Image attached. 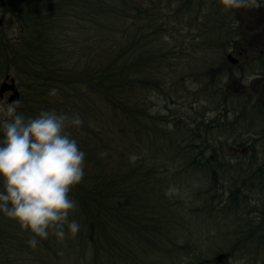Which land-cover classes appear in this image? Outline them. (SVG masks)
<instances>
[{
  "label": "trees",
  "instance_id": "1",
  "mask_svg": "<svg viewBox=\"0 0 264 264\" xmlns=\"http://www.w3.org/2000/svg\"><path fill=\"white\" fill-rule=\"evenodd\" d=\"M153 1L0 0V78L10 75L21 89L18 113L26 119L41 111L79 114L83 127L66 131L86 154L84 180L70 193L78 209L69 219L79 223V233L64 241L50 234L33 249L27 243L29 233L0 213V264H42L44 250L78 255L84 264H145L141 257L157 254L167 259L173 253L187 255L190 251L189 244H177L169 233L173 227H183V219L172 215L164 193L166 163H179L178 174L201 172L209 182L217 183L213 162L205 156L210 142L203 135L216 130L218 124L205 123L199 128L187 124L167 130L165 117L152 115L147 102L142 108L140 93L156 84L151 74L163 60L152 39L160 8ZM193 3L182 0L180 10L189 12ZM211 3L218 5L219 0ZM12 27L15 33L9 35ZM224 29L229 37L228 26ZM51 89H57L58 95L50 96ZM239 113L245 116L243 111ZM116 120L131 129L129 138L127 131L112 130ZM140 134H144L145 144L141 150H148L151 156L130 163L129 157H137L141 148L136 144ZM3 138L0 128V143ZM124 141L127 147L122 145ZM112 143H119L123 150L117 153L118 159L110 161L113 157H102L101 152L108 153ZM160 157L163 161L158 162ZM216 162L223 167V181L231 182L226 187L227 200L216 198L210 184L205 193L211 195L195 210L201 220L215 225L218 234L222 226L212 222L213 214L226 221V233L220 238L229 240L225 247L207 252L215 257L201 258L196 252L188 264H228L240 257L250 264L264 250V205L254 218L238 210L247 206L245 201L253 195L255 185L264 192V162L256 167L253 159L235 165ZM2 187L0 181V190ZM218 254L225 256L220 263L215 261Z\"/></svg>",
  "mask_w": 264,
  "mask_h": 264
},
{
  "label": "rangeland",
  "instance_id": "2",
  "mask_svg": "<svg viewBox=\"0 0 264 264\" xmlns=\"http://www.w3.org/2000/svg\"><path fill=\"white\" fill-rule=\"evenodd\" d=\"M211 1L193 0L194 6L187 13L180 10L182 0L153 1L157 2L155 7L160 8L156 10L159 16L156 17L157 21H155V24L157 25L152 39L155 40L154 45L161 49L159 53L163 60L154 67V72L151 74V78L156 79V81L154 80L156 84L152 85L151 90L149 89L150 91L140 93L144 102L142 108L146 106L147 102L150 112L154 113L152 115L165 117L168 123L164 128L167 130L181 129L187 124H191V126L198 124L199 128L201 124L205 123L207 125L217 123L218 128L221 129L216 128V130L207 134L202 131L205 134L203 135L204 140L210 142L211 147L207 148L205 156L213 162L211 169L216 172L214 181L217 180V183L209 182V177L206 178L201 172L178 174L179 163H166L165 175H168V177L164 180L166 182H164V185H166L164 193L170 185L177 187L182 193L180 196L168 197L172 206V215L176 216L177 219H183L181 221L183 227L176 226L175 229L173 227V231L169 233L176 237L177 244H189L188 246L191 247L190 251L187 255L173 253L167 256V259H161L157 254L141 257L145 264L148 262L153 264H170V262L178 264L180 261V264H188L194 260L193 255L196 252L200 253L201 258L215 257L212 253L209 254L207 252L212 251L210 249L225 247L229 237L222 240L220 237L221 234L226 233V221L221 222L213 214L212 222L222 226L218 234L214 231L215 225H209L204 220H201L203 217L196 215L195 209L202 208L204 199L211 195V193H205L210 184L212 185L211 192L215 191L217 193L216 198L219 197L221 201L227 200L226 187L230 186L231 182L230 179L223 181L225 178L223 177L225 175L221 172L223 167L217 165L216 161L221 164L235 165L238 162L246 164L253 159L255 164L252 165L255 167L257 164L264 162V122H255L253 118L254 112H251L252 109L249 107L250 103L241 102L242 99L236 95L232 81L229 79L228 81L226 77L221 75L216 76L219 71L211 72L218 65L224 63L226 58L225 54L228 46H226L225 38L228 37H225V25L234 26V28H231L232 31L237 27L241 28L236 31V33L243 34L241 37H234L233 32L229 35L227 33V35L233 36L234 40L237 41L236 43H240L242 46V43H247V39L252 36L250 31H246V28L250 26L247 22L248 15L246 12L248 10H244V12L243 10H233L226 13L222 10L220 3L214 5ZM262 2L264 0H260V3ZM262 7H264V4ZM179 10L181 14H179ZM212 14L217 16L215 17ZM2 18L0 15V24ZM14 33V27L8 30L9 35ZM257 39L258 41H255L256 47L249 49L248 55H252V57L261 56L259 61L264 62V36ZM235 46L239 47L240 45ZM246 69L243 71L244 80L240 81L245 86L259 72V69L254 67L251 70ZM3 77L4 74L0 78V82L4 80ZM8 77L13 78L10 75ZM13 82L16 85L15 79ZM221 88L226 89L227 97L225 101L219 95ZM18 90L20 93L21 89L18 88ZM7 96L8 93H5L0 99V107L6 104ZM226 106H228L227 109ZM240 111H243L244 117L239 116ZM17 112H19V109H17ZM147 117H149V112L144 117L145 123H147ZM5 118L3 111H0V120L2 121ZM118 123L119 121L114 124L115 127L112 130L119 131L121 129L122 131H127L126 135L129 138L130 135L128 133L131 129ZM91 127L94 126L91 125ZM222 128L227 129L224 130ZM80 135H84V133L80 132ZM85 135L89 136L88 134ZM139 141L141 144H139ZM250 141H252L254 147L243 149L244 144ZM134 142L136 143V141ZM238 143L240 144L239 146H237ZM127 144L125 141L122 143L126 147L128 146ZM136 144L141 145V148L138 149L137 159L146 157L145 161H147L151 156L149 151L141 150L145 148L144 134H140ZM161 146L164 147L162 142ZM109 148H111L110 151L108 153L107 151L101 152V156L109 155L113 157L110 161L118 159L117 153L119 150H123L119 143H112ZM213 148L214 151L211 150ZM124 154L126 156L130 155L127 152H124ZM160 161H163L161 157L158 162ZM244 164H242L243 167ZM223 166L225 167V165ZM230 171L235 170L230 169ZM255 187V191L250 193L253 195L249 194V200L246 199L245 201L247 206L241 208L242 211L241 209L238 210L243 214L247 213V217L253 215L251 218H254L258 213V209H261L260 207L264 205V192H259L261 190L260 186L255 185ZM192 244L197 248L193 247ZM56 253L50 254L45 250L40 253L42 264H84L78 255H68L63 252ZM258 258H252L250 264L262 262L264 260V250L259 253ZM237 261H243V258L230 259L227 262H229L228 264H237ZM243 264H245L244 261Z\"/></svg>",
  "mask_w": 264,
  "mask_h": 264
},
{
  "label": "clouds",
  "instance_id": "3",
  "mask_svg": "<svg viewBox=\"0 0 264 264\" xmlns=\"http://www.w3.org/2000/svg\"><path fill=\"white\" fill-rule=\"evenodd\" d=\"M219 3L226 13L261 7L260 0ZM49 95L57 96L58 90L51 89ZM19 103L0 107L6 117L0 121L4 136L0 143V213L29 233L27 243L35 249L50 234L64 241L80 231L79 223L69 219L78 209L70 193L84 180L86 154L66 129L82 128L84 121L79 114L55 111H41L26 119L17 112ZM136 159L135 155L129 157L130 163ZM165 195L173 198L182 193L170 185Z\"/></svg>",
  "mask_w": 264,
  "mask_h": 264
},
{
  "label": "flooded vegetation",
  "instance_id": "4",
  "mask_svg": "<svg viewBox=\"0 0 264 264\" xmlns=\"http://www.w3.org/2000/svg\"><path fill=\"white\" fill-rule=\"evenodd\" d=\"M264 2L261 3V7L256 9H250L246 13L248 15L247 22L250 24L248 28H246V31H250L251 35L250 38L247 39V43H242L243 46L240 43H236L237 41L234 40V37H241L243 34L236 33V31H239L240 29L237 27L234 31H232L231 28H234V26H228V35L233 32V36H229L226 39V46H228V50H226V55L232 56L234 58L235 63L230 64L227 63L224 60V63L221 65H218L217 68L214 70H211L212 73L219 71L216 73V76H224L232 81L235 90H236V95H238L243 101V102H248L250 103V108L254 109V116L253 118L255 119V122H264V109L260 106V101L263 99V96L261 94L262 90V84L264 83V62L259 61L261 59V56H253L248 55L249 54V49L252 47H256V42L258 41L257 38L263 37L264 36V7L262 5ZM244 12V10H243ZM256 29V31H254ZM238 35V36H237ZM235 45H240L235 46ZM263 53V52H262ZM227 57V56H226ZM244 58V59H242ZM244 60V61H241ZM226 64V65H225ZM255 64V65H252ZM258 68L259 72L258 74L254 75V78L249 81L248 85L245 86L244 84H241L240 81L244 80V69H253ZM246 69V70H247ZM262 70V71H260ZM241 79V80H240ZM228 80V81H229ZM226 89L220 90V97L226 100L227 94H226ZM248 91H250L248 93ZM237 97V96H236ZM260 109L262 110V115L260 114ZM239 116L240 113H239ZM242 117V116H241ZM244 117V116H243ZM243 144V143H242ZM240 144L238 143L237 146ZM254 144H252V141L246 142L244 144L243 149H248V148H253ZM232 149V148H231Z\"/></svg>",
  "mask_w": 264,
  "mask_h": 264
},
{
  "label": "water",
  "instance_id": "5",
  "mask_svg": "<svg viewBox=\"0 0 264 264\" xmlns=\"http://www.w3.org/2000/svg\"><path fill=\"white\" fill-rule=\"evenodd\" d=\"M226 62L230 63V64H234L235 60L234 58H232V56L230 55H226ZM4 80L0 82V99L3 97V95L5 93H8L7 96V102L8 104H12L14 101H20L19 98V90L18 88L15 86L14 84V79L13 78H9L8 75H5ZM8 81V82H7ZM262 86V90H261V94L263 96V99L260 101V106L264 109V83L261 85ZM224 255H217L216 257V262L220 263L221 260H224Z\"/></svg>",
  "mask_w": 264,
  "mask_h": 264
}]
</instances>
